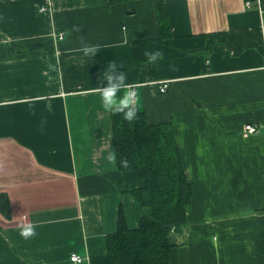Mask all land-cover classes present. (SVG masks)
Segmentation results:
<instances>
[{
    "label": "crops",
    "instance_id": "0c3cea01",
    "mask_svg": "<svg viewBox=\"0 0 264 264\" xmlns=\"http://www.w3.org/2000/svg\"><path fill=\"white\" fill-rule=\"evenodd\" d=\"M156 1L168 35L138 64L134 43L159 36ZM82 41L98 53L83 57ZM110 64L145 123L170 126L192 189L168 264H264V0H0V264H116L118 212L130 231L148 216L94 90Z\"/></svg>",
    "mask_w": 264,
    "mask_h": 264
},
{
    "label": "trees",
    "instance_id": "16d2710c",
    "mask_svg": "<svg viewBox=\"0 0 264 264\" xmlns=\"http://www.w3.org/2000/svg\"><path fill=\"white\" fill-rule=\"evenodd\" d=\"M110 1L124 4L135 0ZM154 10L159 36L134 43L133 57L138 64L148 62L146 53L159 51L168 35L167 15L162 2H154ZM121 115L110 114L116 167L120 172L133 171L143 179L144 186L129 194L148 216L140 219L137 230L130 231L119 211L116 232L106 237L107 249L116 264H168L171 247L166 236L171 231L180 233V228L186 227L192 189L170 126H149L138 110L137 118L132 122L124 121ZM122 160L127 161V167H121ZM0 212L6 218L9 216L8 202L2 195Z\"/></svg>",
    "mask_w": 264,
    "mask_h": 264
},
{
    "label": "clouds",
    "instance_id": "9594fccd",
    "mask_svg": "<svg viewBox=\"0 0 264 264\" xmlns=\"http://www.w3.org/2000/svg\"><path fill=\"white\" fill-rule=\"evenodd\" d=\"M99 48L97 44H88L82 41L79 51L83 57L92 58L98 53ZM146 55L150 63L156 62L161 57L159 51L150 54L146 53ZM117 69L121 68L111 64L104 68L100 83L94 90L99 94L100 106L104 112L122 114L121 118L124 121L132 122L137 118L139 101L131 90L124 91L128 87L126 76L124 71L117 72ZM118 92L120 93L119 96H117ZM121 167H127L126 160L121 161ZM35 234L34 225L31 222L19 226L18 235L20 238L27 240L35 236Z\"/></svg>",
    "mask_w": 264,
    "mask_h": 264
},
{
    "label": "built area",
    "instance_id": "2783aa9c",
    "mask_svg": "<svg viewBox=\"0 0 264 264\" xmlns=\"http://www.w3.org/2000/svg\"><path fill=\"white\" fill-rule=\"evenodd\" d=\"M46 9L45 8H41L40 9V13H45ZM54 39L57 41H62L64 39V34L63 33H58V34H54ZM158 86V93L160 94H164L168 88V83L165 82H161L157 84ZM257 133V126L256 125H245L243 127V135L244 136H251V135H255ZM70 261L75 263V264H80L81 263V259L77 256L72 255L70 257Z\"/></svg>",
    "mask_w": 264,
    "mask_h": 264
},
{
    "label": "water",
    "instance_id": "95a60500",
    "mask_svg": "<svg viewBox=\"0 0 264 264\" xmlns=\"http://www.w3.org/2000/svg\"><path fill=\"white\" fill-rule=\"evenodd\" d=\"M185 235V228L182 227L180 228V233L177 234L173 231H171L170 233H168V235L166 236V241L168 242V245L170 247H174V246H178V245H183V237Z\"/></svg>",
    "mask_w": 264,
    "mask_h": 264
},
{
    "label": "rangeland",
    "instance_id": "374dc122",
    "mask_svg": "<svg viewBox=\"0 0 264 264\" xmlns=\"http://www.w3.org/2000/svg\"><path fill=\"white\" fill-rule=\"evenodd\" d=\"M187 215V214H186Z\"/></svg>",
    "mask_w": 264,
    "mask_h": 264
}]
</instances>
